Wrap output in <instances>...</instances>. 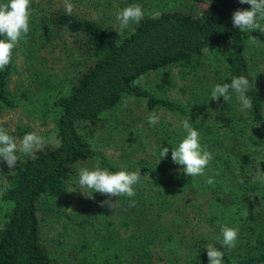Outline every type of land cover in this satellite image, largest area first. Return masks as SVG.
<instances>
[{
  "label": "trees",
  "instance_id": "1",
  "mask_svg": "<svg viewBox=\"0 0 264 264\" xmlns=\"http://www.w3.org/2000/svg\"><path fill=\"white\" fill-rule=\"evenodd\" d=\"M61 1L31 0L30 31L18 44L30 58L55 40L72 39L79 57L76 74L52 95L50 107L39 112L28 92L17 93L21 101L12 94L15 48L10 64L0 70V115L21 104L43 117L53 114L58 138V144L44 139L34 158L17 152V167L7 168L0 179V264L72 262L65 250L46 244L43 223L61 212L60 203L80 169L97 159L113 173L140 171L141 179L134 185V204L124 196L111 201L119 229L115 242L108 243L119 245V256L112 246L98 251L83 245V255L76 257L80 264H115V257L120 264H158L154 252L163 256L162 264H209V244L224 253L223 264H264V177L259 174L264 173V31L241 32L232 24V14L250 5L152 0L154 14L144 12L138 24L111 32L100 21L110 0H72L85 4L87 16L68 14ZM241 75L254 85L247 94L251 110H242L232 90L227 102L211 100L216 84ZM178 82L182 87L176 88ZM175 89L190 92L191 98L182 103L165 97ZM153 112L159 117L155 126L148 123ZM116 114L126 122L122 134L128 142L120 165L95 147L104 121ZM170 115L176 122L167 119ZM132 119L139 127L131 125ZM182 121L199 132L201 146L213 155L202 176H187L171 159V150L187 135ZM162 147L169 148L164 159ZM107 199L97 193L85 202L102 205ZM191 210L199 211L200 225L190 218ZM131 227V236H120ZM223 227L238 230L235 248L222 246Z\"/></svg>",
  "mask_w": 264,
  "mask_h": 264
},
{
  "label": "rangeland",
  "instance_id": "2",
  "mask_svg": "<svg viewBox=\"0 0 264 264\" xmlns=\"http://www.w3.org/2000/svg\"><path fill=\"white\" fill-rule=\"evenodd\" d=\"M109 2L111 4L100 15V21L104 22L111 29V32H119L120 25L116 20V16L121 10L133 4L126 3V0H110ZM70 3L73 6V12H77L80 16L88 15L89 11L85 4L80 2L73 3L72 0H70ZM59 5L65 8L64 0ZM136 5H139L144 12L154 14L157 4L152 0H143V3ZM0 39H5V37L0 36ZM15 49L16 62L15 70L10 81V90L15 96H17V93L20 94V97L22 91L28 92L30 94L29 101L41 112L50 107L53 100L52 95L67 87L69 80L76 74L75 65H78L79 57L72 49V39L55 40L46 47L34 51L30 58L25 55L24 50L18 45ZM155 78L156 75H153L151 80L153 84H155ZM178 83V87L176 88L182 87V84L180 82ZM20 97L17 96L16 99L21 101ZM165 97L186 103L191 98V94L188 91L185 93L175 89ZM126 108L127 106L123 107L125 110ZM129 108L136 109V111L137 109H145L144 106L137 107L135 105H131ZM39 112L38 114L34 113V111L31 112L29 107L24 104H21L15 109H5L0 115V128H4L10 136L16 138L17 142L26 133L36 132L48 142L58 144V138L55 132V117H53V114L43 117L41 116L42 113ZM167 119L176 122V119L171 115ZM164 122L168 121L164 120ZM125 123L121 114L110 116L104 121L103 128L95 137L97 152L102 154L101 156L106 160L114 161L117 165H120L123 150H126L128 146V142H125L122 134V128H124ZM130 123L131 125L136 124L135 119H132ZM136 126L139 127V124H136ZM140 127H143L142 124ZM145 130L148 131L149 128ZM130 138L131 136H127V140ZM98 160H92L83 168L94 170L97 163H99L100 167H103L102 162ZM7 168V164L0 158V179L6 173ZM78 178L79 176L76 177L73 185L68 188L65 194L66 201L62 200L60 203L61 212L50 216L43 223L42 228L43 238L50 248L56 251L59 250L60 252L65 250V253L71 255L70 261L72 262H68V264L81 263L78 262L80 259L76 257L83 255L79 251V248L83 245L92 246L98 251L103 248L109 249L112 246V252H118L117 246H119L117 244L109 245L108 243V241L115 242V231L119 229V221L112 212L113 207L103 204L102 206L95 203H86L85 201L89 200V197L79 192L81 189L77 184ZM88 194L91 195V192ZM105 197L109 199V197ZM113 200H116V197H112L111 201ZM198 215V210H191L190 218H196L194 219L195 225H200L199 220H197ZM86 226L88 228H85ZM133 230L134 227H131L127 233L121 230L120 236H131ZM82 238L89 241L82 243ZM95 240L97 244L94 243ZM127 252L128 248L124 250V254L126 255ZM178 254H181V252ZM73 257L76 259H73ZM154 257V263H163L160 258L163 256H158L154 252ZM114 260L115 264H120L117 257ZM125 264H133V262L130 260L129 262H125Z\"/></svg>",
  "mask_w": 264,
  "mask_h": 264
},
{
  "label": "clouds",
  "instance_id": "3",
  "mask_svg": "<svg viewBox=\"0 0 264 264\" xmlns=\"http://www.w3.org/2000/svg\"><path fill=\"white\" fill-rule=\"evenodd\" d=\"M30 3L31 0H6V2H0V36L5 37V39H0V70H4L10 64L13 49L30 31ZM239 3L250 5V10L235 11L232 14L233 27L238 28L241 32L264 31V25L261 24V21H264V0H239ZM64 4L66 12L71 14L73 6L70 0H64ZM143 18L144 11L136 4L124 8L116 16L121 31L130 24H138ZM252 42H256L254 37L252 38ZM253 87L254 85L246 76L233 77L231 83L215 85L211 91V100L218 101L219 98L223 97L227 102L231 99L229 93L232 90L238 94L237 99L242 105V110H251L253 108V101L247 94ZM130 100L134 101L135 97H131ZM158 122L159 117L157 114L155 112L151 113L148 117V123L151 126H155ZM182 126L186 130L187 135L177 148L171 150V159L175 164L182 167L183 172L187 176H202L212 161L213 155L201 146L199 132L188 121H182ZM44 144V138L36 132L26 133L17 142L16 138L10 136L4 128H0V158L3 159L9 169L17 167V162L19 161L17 152L34 158V154ZM168 153V147L161 148L160 154L162 159L167 157ZM259 174L264 177V173H261L260 170ZM140 179V171L131 173L118 171L113 173L107 168H101L99 163H97L94 170H89L88 168L80 169L77 184L81 189L79 192L89 198H91L93 193H100L109 197L103 204L113 207L114 204L111 203L112 197L120 198L124 196L129 198L130 202L134 204L133 198L136 196L134 185ZM207 183L213 184L214 180L209 178ZM89 192H91V195L88 194ZM221 235L222 246H226L229 249L236 247L238 238L237 229L223 227ZM206 249L209 264H223L224 253L222 251L211 244Z\"/></svg>",
  "mask_w": 264,
  "mask_h": 264
}]
</instances>
